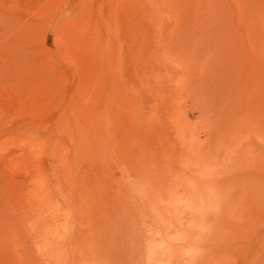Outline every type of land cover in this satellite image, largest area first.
<instances>
[{
	"label": "rangeland",
	"instance_id": "374dc122",
	"mask_svg": "<svg viewBox=\"0 0 264 264\" xmlns=\"http://www.w3.org/2000/svg\"><path fill=\"white\" fill-rule=\"evenodd\" d=\"M0 264H264V0H0Z\"/></svg>",
	"mask_w": 264,
	"mask_h": 264
}]
</instances>
